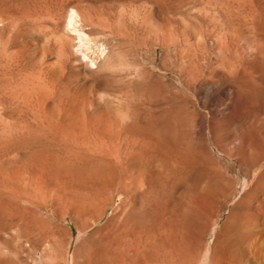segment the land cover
<instances>
[{"label":"rangeland","instance_id":"obj_1","mask_svg":"<svg viewBox=\"0 0 264 264\" xmlns=\"http://www.w3.org/2000/svg\"><path fill=\"white\" fill-rule=\"evenodd\" d=\"M263 152L264 0H0V264H264Z\"/></svg>","mask_w":264,"mask_h":264},{"label":"bare ground","instance_id":"obj_2","mask_svg":"<svg viewBox=\"0 0 264 264\" xmlns=\"http://www.w3.org/2000/svg\"><path fill=\"white\" fill-rule=\"evenodd\" d=\"M73 11V10H72ZM71 11V12H72ZM72 14H70V16H68L69 20L67 21H71L72 20ZM70 23V22H69ZM6 24V23H5ZM71 25V24H70ZM73 26V25H72ZM68 27V26H67ZM217 41V40H216ZM24 44V43H23ZM28 44H30L32 47H38L39 45V41L38 39H31V42H29ZM70 46V45H69ZM43 48V47H42ZM230 49V48H229ZM67 50V49H66ZM211 61V60H210ZM77 70L81 71L82 67L81 65L77 66ZM84 71V69H83ZM37 84V83H36ZM138 114V113H137ZM166 115V114H165ZM254 138V137H253ZM251 142V140H250ZM263 146V145H262ZM262 149V148H260ZM259 150V149H258ZM263 151V150H262ZM256 153V152H255ZM264 153V152H263ZM238 163V162H237ZM243 165V164H242ZM258 166V165H257ZM260 166H263L260 164ZM262 168V167H261ZM257 169V168H255ZM248 170V168H247ZM245 170V171H247ZM263 170V169H262ZM240 171V170H239ZM251 171V170H249ZM261 172V171H260ZM245 173V172H244ZM249 172H246V174L248 175ZM251 173V172H250ZM252 174V173H251ZM256 174V173H255ZM245 176V175H244ZM258 176V175H257ZM256 176V177H257ZM248 179V178H247ZM241 183H244V179H242ZM252 198H254L253 196H251ZM257 198V197H256ZM254 198V204H255V208H259V209H264V198L256 199ZM260 198V197H259ZM252 201V202H253ZM253 203L251 204H245L241 211L243 213H252L254 211V207L252 206ZM165 214V213H164ZM244 216V215H243ZM244 221V220H243ZM210 223V222H209ZM229 227V226H228ZM227 227V228H228ZM225 228V227H224ZM225 228V229H227ZM247 235L243 236V239L241 241V247H242V255L245 256L246 258L250 259V260H254V259H261L264 262V237H262V235H260L259 233H264V227L258 222V221H253L250 225H248L247 227H245L243 229ZM251 230H254V234L251 233ZM226 231V230H225ZM264 235V234H263ZM242 237V236H241ZM214 252V251H213ZM172 255V254H171ZM175 256V255H174ZM217 255H215V258L213 257L211 259L212 264H219V262L217 261L218 259L216 258ZM238 256V254H237ZM219 257V256H218ZM184 259V258H183ZM186 259V258H185ZM260 260V261H261Z\"/></svg>","mask_w":264,"mask_h":264}]
</instances>
